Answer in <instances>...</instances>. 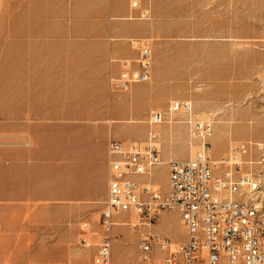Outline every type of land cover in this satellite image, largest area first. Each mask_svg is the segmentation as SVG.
<instances>
[{"label":"rangeland","instance_id":"1","mask_svg":"<svg viewBox=\"0 0 264 264\" xmlns=\"http://www.w3.org/2000/svg\"><path fill=\"white\" fill-rule=\"evenodd\" d=\"M22 5L0 0V147L10 146L0 149V264H91L102 236L98 222L107 193L106 144L144 146L150 110L165 118L153 129L159 152L164 126L176 144L179 129L185 130L182 140L190 158L199 147L186 113L168 111L175 100L191 102L193 120L211 122V159L223 157L230 144L264 145V0H150V17L142 22L161 78L153 90H137L152 84L151 72L147 83L125 92L107 85L108 74L117 70L109 62L115 55H103L104 48L97 46L81 47L80 37L61 40L53 66L49 57L37 59L36 65L26 50L23 55L13 50V33L5 27L18 24L20 14L34 12ZM82 10V1H75L76 27L83 25ZM36 19L33 14L30 20ZM33 149L40 159L36 183L41 195L22 198L36 187L34 179L21 181L20 153ZM253 168L261 173L257 194L264 208V163ZM166 173L155 169L152 175L164 189ZM131 217L115 219L111 264H161L139 259L137 238L148 231L174 240L184 237L176 213L161 212L151 226L136 217L133 225ZM83 224L91 233L82 234ZM81 237L88 246H82Z\"/></svg>","mask_w":264,"mask_h":264},{"label":"built area","instance_id":"2","mask_svg":"<svg viewBox=\"0 0 264 264\" xmlns=\"http://www.w3.org/2000/svg\"><path fill=\"white\" fill-rule=\"evenodd\" d=\"M142 0H130V8L140 10L138 18L148 19ZM128 44L135 56L118 60L117 74L109 77L113 91L125 92L135 84L147 83L152 67L151 41L131 38ZM170 113H186L190 134L199 144L193 158L169 160L166 189L151 177L153 168L161 165L157 147L158 135L153 129L165 122L164 114L148 112L149 131L144 146L135 142L110 140V176L107 196L99 217L100 243L96 245L91 264H111L110 232L115 216L137 218L151 226L161 212L176 213L184 230L182 240H174L155 231L137 238L136 249L142 262L159 260L161 264H264V211L256 194L260 171L253 168L264 163V145L260 142H238L227 147L217 160L210 158L208 139L212 135L209 121L192 118L189 100L172 101ZM257 159H252V155ZM253 164L252 168L247 164ZM82 234L90 232L87 224ZM83 247L88 245L81 237Z\"/></svg>","mask_w":264,"mask_h":264},{"label":"crops","instance_id":"3","mask_svg":"<svg viewBox=\"0 0 264 264\" xmlns=\"http://www.w3.org/2000/svg\"><path fill=\"white\" fill-rule=\"evenodd\" d=\"M24 2L21 7H26L34 12L29 14H20L19 23L12 26L5 27L6 32L13 33L9 36L10 41L13 43V50H18L20 55H23V50H26V55L34 59L32 64L39 62V58L45 56L50 58L51 66H53L58 61L60 44L65 41H61L71 36H77L82 38L80 42L81 47H99L104 48L105 54L110 52L115 55L109 59L112 66H116L115 72H110L107 77V85H109V77L117 74L119 70L118 60L130 59L135 56V52L131 50L128 40L131 38H148L151 41L152 49V79L153 82L150 86L140 87L138 89H143L144 91H151L157 86L161 73L159 67L154 65L153 60V43L151 38L145 36L146 28L144 22L148 19L138 18L140 10H133L130 8V0H20ZM75 1H82L83 13L80 18H82V26L76 27L75 25ZM37 7L42 8V12L38 13ZM141 7L148 10L150 17V0H142ZM35 14V21H31L32 15ZM98 41L97 43L95 41ZM94 42V43H91ZM123 42V43H120ZM67 43V42H66ZM16 55V53H13ZM116 56H118L116 58ZM37 65V64H36ZM54 73V70L51 69ZM151 76V74H150ZM136 85V84H135ZM111 89V88H110ZM112 90V89H111ZM42 110V109H41ZM35 112L39 111V107L34 109ZM158 111V110H157ZM38 125V124H37ZM163 136L161 138L162 148L159 152V157L162 163L169 160H187L190 158V150H188L185 142H183V137L185 136V130L181 127L178 133V143L170 142L168 138L167 127L161 128ZM110 141V140H109ZM106 144V158H107V181L105 183L106 189L108 186V180L110 176L109 160L110 156L108 154V143ZM29 144L21 145L20 148L26 149ZM7 149L10 146H3L0 149ZM29 155H34V158H29ZM22 161L24 164L20 167L21 176L25 177V183L30 184L33 179L35 180V187L31 188L29 193L22 195L20 197L27 198L33 197L37 198L40 189H37L36 178L38 177V164L37 160V149L22 151L20 153ZM28 161V162H27ZM34 162V163H33ZM166 172L167 166L158 165L153 168ZM152 172V175H153ZM166 173V180H167ZM151 177L144 176L138 177V181H149L153 180ZM156 182V181H155ZM27 196V197H26ZM107 196V193H106ZM125 215L115 216V219L123 217ZM123 223V221H122Z\"/></svg>","mask_w":264,"mask_h":264},{"label":"bare ground","instance_id":"4","mask_svg":"<svg viewBox=\"0 0 264 264\" xmlns=\"http://www.w3.org/2000/svg\"><path fill=\"white\" fill-rule=\"evenodd\" d=\"M261 174V173H260ZM260 181H261V179H259V182L256 184V194L258 193L257 191H258V189H259V183H260ZM257 200H258V197H257ZM259 205H260V208H261V210H263L264 211V208H263V206L259 203ZM129 221H135L134 220V216L133 217H131V218H129L128 219ZM133 223V225H134V223L135 222H132ZM115 224V223H114ZM86 245H89V244H86Z\"/></svg>","mask_w":264,"mask_h":264}]
</instances>
